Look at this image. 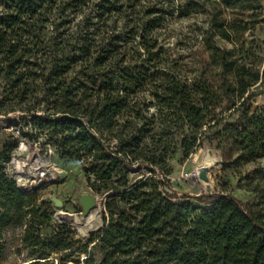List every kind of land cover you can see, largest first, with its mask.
I'll list each match as a JSON object with an SVG mask.
<instances>
[{"label": "trees", "instance_id": "16d2710c", "mask_svg": "<svg viewBox=\"0 0 264 264\" xmlns=\"http://www.w3.org/2000/svg\"><path fill=\"white\" fill-rule=\"evenodd\" d=\"M213 2L0 0V118L16 113L25 137L75 160L87 187L107 193L108 215L87 238L67 227L42 235L50 216L5 172L13 141L0 151V260L8 246L37 264H264V201L210 193L192 203L166 188L178 153L207 146L224 171L264 159V105L253 102L264 60L258 47L213 41H230L228 9L264 24L252 13L264 0ZM196 13L207 21L199 70L168 42L170 26ZM138 164L150 174L130 182Z\"/></svg>", "mask_w": 264, "mask_h": 264}, {"label": "rangeland", "instance_id": "374dc122", "mask_svg": "<svg viewBox=\"0 0 264 264\" xmlns=\"http://www.w3.org/2000/svg\"><path fill=\"white\" fill-rule=\"evenodd\" d=\"M200 3L202 6L198 9L206 11L217 9L213 0H200ZM259 6L260 10L254 5L252 13L253 15L259 13L262 18L264 2ZM227 12L229 16L224 15L226 20L224 25L228 22L226 29L230 33V41L214 38V43L227 51L240 45H244V51L249 49L255 51L254 48L258 47L256 55L264 60V24L259 23V19H249L248 15L251 12L242 14V22L239 20L241 16L235 17L236 14H240L239 12H232L231 9L226 10ZM206 25V17L197 13L186 18H178V21L170 26L174 32L168 41L172 46L169 54L184 57L185 62L195 70L201 69L205 63L206 54L200 41V35ZM245 25L246 30H244ZM260 91L262 94L253 99L254 105H264V88ZM26 123L27 120H22L16 113L0 118V151L4 146L8 147L15 141L10 160L5 164L6 174L15 181L21 193H35L41 209L50 216L47 227L41 230L42 235H48L60 227H67L77 234V238H87L89 234H94L101 229L108 219L104 208L107 193L92 192L85 183L80 165L75 160L60 159L52 145L44 138L32 140L25 137V133L31 130L29 126H25ZM21 133L23 136H20ZM208 161L211 165H217L210 170L207 169L206 177L210 178L211 183L207 188H203L199 183L200 172L197 173V170L201 164ZM17 164H21L20 169ZM171 169V174L165 178L166 188L175 195L177 200L183 198L196 203V199L202 195L222 193L242 202L264 201V159L244 164L236 170L224 171L218 154L207 146H203L197 148L185 160L178 153L171 161ZM149 174L146 164H138L129 169L127 179L134 182ZM157 177L162 179L159 175ZM85 194L100 199L96 203L99 214V219L96 221L80 222L79 220L81 208L78 200ZM51 197H55L62 203L61 209L53 205ZM117 207L119 205H114L112 208L116 210ZM15 233L9 231L7 239ZM34 262L36 261L27 257L24 251L15 255L8 246L0 260V264H37Z\"/></svg>", "mask_w": 264, "mask_h": 264}, {"label": "water", "instance_id": "95a60500", "mask_svg": "<svg viewBox=\"0 0 264 264\" xmlns=\"http://www.w3.org/2000/svg\"><path fill=\"white\" fill-rule=\"evenodd\" d=\"M206 172L207 169L204 168L200 171L199 175H198V179L200 181H207L208 178L206 177ZM51 202L53 203V205L58 208L61 209L62 208V203L60 201H58L55 197H51ZM78 205L81 208V212L79 214L80 219L85 218L92 210L95 209L96 207V197L90 194H85L82 195L79 200H78Z\"/></svg>", "mask_w": 264, "mask_h": 264}, {"label": "bare ground", "instance_id": "6f19581e", "mask_svg": "<svg viewBox=\"0 0 264 264\" xmlns=\"http://www.w3.org/2000/svg\"><path fill=\"white\" fill-rule=\"evenodd\" d=\"M20 151V150H19ZM21 152V151H20ZM17 156V155H16ZM18 166H19V169H20V167H21V164L19 165V164H17ZM217 164H212L211 165V162H207V163H203V164H201L199 167H198V170H197V173H199L202 169H204V168H206V169H208V170H210V169H212V168H214L215 166H216ZM25 167V166H24ZM35 171V170H34ZM44 174V173H43ZM42 175V174H41ZM208 177V176H207ZM197 179V178H196ZM196 182V181H195ZM199 183L201 184V186L203 187V188H207L209 185H210V183H211V180H210V178L208 177V180L207 181H199ZM206 190V189H205ZM100 199H99V197H96V203H98V201H99ZM99 219V214H98V211H97V209H96V207H95V209L94 210H92L85 218H83V219H80V217H79V220H80V222H89L90 220H93V221H96V220H98ZM72 228V227H71ZM74 229V228H73Z\"/></svg>", "mask_w": 264, "mask_h": 264}]
</instances>
